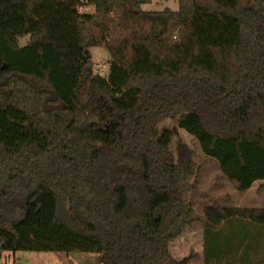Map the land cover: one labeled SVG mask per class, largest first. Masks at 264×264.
Wrapping results in <instances>:
<instances>
[{"label": "trees", "instance_id": "obj_1", "mask_svg": "<svg viewBox=\"0 0 264 264\" xmlns=\"http://www.w3.org/2000/svg\"><path fill=\"white\" fill-rule=\"evenodd\" d=\"M151 1L0 0V261L190 264L168 245L200 222L203 264H264V208L201 193L196 215L195 153L171 148L183 130L238 192L264 181V0Z\"/></svg>", "mask_w": 264, "mask_h": 264}, {"label": "rangeland", "instance_id": "obj_2", "mask_svg": "<svg viewBox=\"0 0 264 264\" xmlns=\"http://www.w3.org/2000/svg\"><path fill=\"white\" fill-rule=\"evenodd\" d=\"M141 9L147 12H162L166 9L179 11L180 4L179 0H152L151 3L143 5ZM82 12L92 14L94 8H83ZM28 40V38L21 40V45L27 44ZM90 51L95 74L106 77L112 61L108 50L105 46H100ZM159 128L160 131L173 130L174 126L170 120H166ZM175 134L176 136L171 145L173 152L176 150L178 140L181 139L195 153L194 160L198 169L193 184L196 190L190 194L189 202L196 215L203 216L205 209L210 205V202L205 200L201 193H207L224 207L264 208V189L262 186L258 184L249 192H238L222 174L218 164L204 155L196 139L180 129L175 131ZM168 247L171 255L176 260L189 259L190 264H203V224L195 222L180 237L170 242ZM0 264H102V258L100 255L79 252L71 254L7 252L4 253Z\"/></svg>", "mask_w": 264, "mask_h": 264}, {"label": "water", "instance_id": "obj_3", "mask_svg": "<svg viewBox=\"0 0 264 264\" xmlns=\"http://www.w3.org/2000/svg\"><path fill=\"white\" fill-rule=\"evenodd\" d=\"M158 35L160 36L161 33H159ZM3 69H5V67H4ZM50 100H55V98H50V99L48 98V99H46V100L44 101V108L46 107V104H47ZM57 108H62V107H60V106H55V107H53V109H57ZM53 109H51V110H53Z\"/></svg>", "mask_w": 264, "mask_h": 264}, {"label": "crops", "instance_id": "obj_4", "mask_svg": "<svg viewBox=\"0 0 264 264\" xmlns=\"http://www.w3.org/2000/svg\"><path fill=\"white\" fill-rule=\"evenodd\" d=\"M260 185V186H263L264 185V181H259V182H256L254 185H253V187L250 189V190H248L247 192H249V191H251L256 185ZM264 189V188H263Z\"/></svg>", "mask_w": 264, "mask_h": 264}, {"label": "built area", "instance_id": "obj_5", "mask_svg": "<svg viewBox=\"0 0 264 264\" xmlns=\"http://www.w3.org/2000/svg\"><path fill=\"white\" fill-rule=\"evenodd\" d=\"M81 1H83V0H81ZM82 10H83V8H80V11L82 12Z\"/></svg>", "mask_w": 264, "mask_h": 264}]
</instances>
